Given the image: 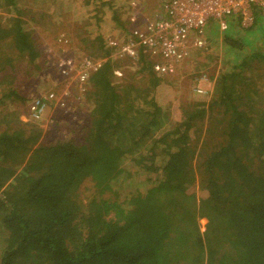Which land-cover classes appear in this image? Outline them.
<instances>
[{
	"label": "trees",
	"instance_id": "1",
	"mask_svg": "<svg viewBox=\"0 0 264 264\" xmlns=\"http://www.w3.org/2000/svg\"><path fill=\"white\" fill-rule=\"evenodd\" d=\"M21 1L0 0V8L20 15ZM7 16L0 54L14 49L32 62L38 56L33 31ZM230 36L224 46L239 54L240 42ZM79 38L83 47L87 41ZM88 48L97 54L91 59L106 60L78 86L92 107L75 138L41 144L40 129L26 132L19 112H0L6 115L0 120V264H264V113L255 104L257 91L245 101L244 78L222 74L208 103L181 109V119L171 122L154 98L161 79L152 61L142 55L111 62L100 35ZM251 52L233 69L264 63V53ZM131 65V83L113 84L112 75ZM0 78V86H9L3 95L0 87V99H18L12 73ZM145 81L148 87L140 88ZM197 131L204 135L192 137ZM87 180L93 194L83 197ZM122 186L130 190L124 196ZM196 188L206 195L198 198Z\"/></svg>",
	"mask_w": 264,
	"mask_h": 264
},
{
	"label": "rangeland",
	"instance_id": "2",
	"mask_svg": "<svg viewBox=\"0 0 264 264\" xmlns=\"http://www.w3.org/2000/svg\"><path fill=\"white\" fill-rule=\"evenodd\" d=\"M161 1L90 0L89 4L85 3V0H22L18 7L22 13L20 15L12 13L9 16L0 8V25L4 24L6 16L22 19L25 29L33 31L32 38L38 49V56L32 62L25 56L17 58L14 49L5 48V51L0 54V77L5 72L6 74L12 73L13 81L10 88L19 96L18 99L15 97L0 99V112L4 114L19 112L23 123H28L25 127L26 132L36 127L40 129L39 143L41 144L55 139L75 138L76 131L87 124V113L92 106L87 102V97L79 92L78 85L72 82L73 78L64 80L65 77L57 73L56 68L59 63L76 66L75 69L78 70L83 56L97 59L96 53L92 50H85V48L96 43L99 35L103 40L122 36L132 26L158 17L156 13L159 12ZM107 4L112 5L113 14L111 11L107 12ZM28 10L34 11L36 15H29L26 13ZM97 14L100 15L99 21H97ZM43 22L47 26H44ZM230 25L236 27H232L233 32L227 35ZM259 25L256 31L245 32V29L233 20L227 22V28L224 31H220L214 24H211L204 32L206 48L209 50L206 53L201 51L202 49L194 50L188 58V63L181 65L175 75L160 78V84L154 91V98L165 106L171 122L181 119V109L187 107L192 109L195 103H208L214 95L215 81L222 74L232 71L244 78V84L239 88L250 91L245 101L253 96L252 91L256 90L258 97H256L255 104L260 112L264 113V63L255 60L250 63L251 67L246 66L243 70L239 67L233 69L247 52L252 53V48L258 50L259 54L264 53V21L261 20ZM225 35L226 37L232 35L231 40L235 39L240 42L239 54L232 53L224 46ZM79 37L87 41L83 47L78 44ZM9 59L11 62L7 64ZM1 69L5 72L2 73ZM135 71L132 65L130 68L124 66L123 70L120 69L112 75L113 84L123 86L131 83V79L127 78L128 73L132 74ZM132 82L134 83V80ZM0 87L2 95L7 93L5 91H8L9 86L3 84ZM147 87V81L140 86L144 89ZM196 89H199L201 94H197ZM49 91L56 92L57 100H61L64 106L56 105L54 102V105L39 121H30L27 111L31 99ZM135 102L136 106L142 103L140 99ZM4 117L6 115L0 117V120ZM4 127L3 124L0 125V130ZM168 128L170 125L162 127L158 130V134ZM202 128L205 131L207 122L202 124ZM214 132V129L210 130V133ZM210 133L207 135H212ZM198 134L197 131L191 133V136L196 138ZM199 135L203 136L204 133ZM199 147L200 143H197V149ZM81 190L83 197L93 194V187L89 180L82 183ZM129 191L128 186L121 187L122 196ZM195 192L198 198L206 195L204 191L197 188ZM205 224L204 219L199 220L201 231L204 230Z\"/></svg>",
	"mask_w": 264,
	"mask_h": 264
},
{
	"label": "built area",
	"instance_id": "3",
	"mask_svg": "<svg viewBox=\"0 0 264 264\" xmlns=\"http://www.w3.org/2000/svg\"><path fill=\"white\" fill-rule=\"evenodd\" d=\"M157 16L132 26L122 36L105 39L111 51L107 58L111 62H136L143 55L153 62L157 77L175 75L194 50L205 46L204 32L211 24L224 31L229 20H235L244 29L252 27L257 18L264 21V0H162ZM105 60L83 56L78 70L60 62L56 71L64 80L73 78L72 82L82 86ZM196 92L201 93L199 89ZM54 102L63 106L52 92L32 98L28 104L29 118L39 121Z\"/></svg>",
	"mask_w": 264,
	"mask_h": 264
}]
</instances>
